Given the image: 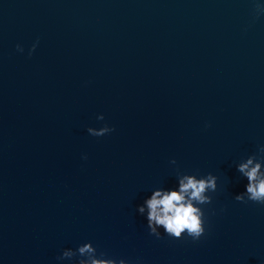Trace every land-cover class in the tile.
<instances>
[{
	"label": "water",
	"instance_id": "obj_1",
	"mask_svg": "<svg viewBox=\"0 0 264 264\" xmlns=\"http://www.w3.org/2000/svg\"><path fill=\"white\" fill-rule=\"evenodd\" d=\"M256 2L0 0V264L85 240L133 264H264V204L233 198L264 144ZM177 167L218 178L197 241L136 213Z\"/></svg>",
	"mask_w": 264,
	"mask_h": 264
},
{
	"label": "clouds",
	"instance_id": "obj_2",
	"mask_svg": "<svg viewBox=\"0 0 264 264\" xmlns=\"http://www.w3.org/2000/svg\"><path fill=\"white\" fill-rule=\"evenodd\" d=\"M254 13L255 15L264 13V0H257ZM37 43L38 39L29 47L27 53L29 56L32 55ZM16 49L18 52H24L20 44L16 45ZM96 119L103 121V113H97ZM113 130L107 123L100 127L86 128V132L95 137L106 135ZM81 159H87V155L81 154ZM169 163L176 165L174 158ZM235 168L246 183L244 190L234 194L233 198L241 202L264 204V144L258 145L255 153L236 162ZM217 179L211 172L198 175L196 172H182L177 167L175 182L167 187H153L149 191L150 194L136 205V213L144 217L148 233L156 238L167 235L175 239L187 237L197 241L206 232L203 206L211 203V193L217 189ZM56 260L57 264H133L131 260L113 258L103 250L98 251L91 240H85L75 248H62Z\"/></svg>",
	"mask_w": 264,
	"mask_h": 264
}]
</instances>
